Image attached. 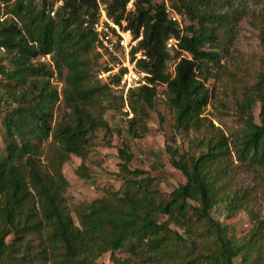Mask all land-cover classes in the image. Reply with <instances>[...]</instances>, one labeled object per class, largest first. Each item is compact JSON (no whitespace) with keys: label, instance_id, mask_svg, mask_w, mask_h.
I'll list each match as a JSON object with an SVG mask.
<instances>
[{"label":"trees","instance_id":"obj_1","mask_svg":"<svg viewBox=\"0 0 264 264\" xmlns=\"http://www.w3.org/2000/svg\"><path fill=\"white\" fill-rule=\"evenodd\" d=\"M107 1L115 21L125 18L135 36L142 28L140 47L148 56L142 67L152 74V87L129 94L132 116L127 126L133 137L147 130L157 86L164 85L175 129L200 134L201 150L179 156L174 166L185 181L165 193L145 171L131 169L132 153L126 145L119 147L121 188L79 204L75 220L64 204L62 166L75 155L82 160L77 174L88 177L83 161L91 141L98 130L112 131L107 109L119 111L123 106L120 96L96 77V35L83 26L85 14L95 18L96 4L64 0L51 15V0H0L11 15L0 20V52L6 62H0V109L14 105L3 111L2 119L0 264H37L40 258L52 264H97L103 254L118 250L131 256L115 258L114 264H140L135 257L142 250L156 255L161 264H197L200 258L206 264H234L239 254L246 259L253 245L235 242L225 225L215 222L212 252L193 256L171 224L183 230L200 222L209 225L217 203H226L231 212L239 207L241 197L235 192L220 195L231 151L223 133L203 115L210 98L206 81L208 66L219 61L210 48L224 29L249 11L264 45V0H169L171 9L188 20L184 28L158 0H135L129 12L128 0ZM169 39L176 40L175 45L168 47ZM47 55L51 64L38 59ZM169 62L174 63L172 72ZM54 76H63L61 93L52 84ZM59 102L62 114H57ZM257 104L259 123L252 114ZM239 111L244 127L236 138L237 160L264 172V70L244 89ZM162 216L166 219L160 220ZM260 248L264 263V242Z\"/></svg>","mask_w":264,"mask_h":264},{"label":"rangeland","instance_id":"obj_2","mask_svg":"<svg viewBox=\"0 0 264 264\" xmlns=\"http://www.w3.org/2000/svg\"><path fill=\"white\" fill-rule=\"evenodd\" d=\"M158 1L165 4L169 17L177 16L180 28L188 24L184 15L177 14L171 9L169 0ZM250 7L255 6L250 3ZM6 11L5 6L0 3V20L11 17ZM256 22L249 11L243 18L232 22L224 29L219 41L210 48L219 54V61L208 66L210 77L206 84L210 90V98L203 112V115L223 133L231 151L228 176L224 179L226 186L220 195L225 192L232 195L235 192L241 197L239 207L231 212L227 209L226 203H217L211 210V219L208 220L210 226L200 222L183 230L171 224V227L184 237L185 247L192 250L193 256L213 251L217 243L215 222L227 226V236L232 237L237 243H250V246L254 247L246 259H243V254L235 257L234 264H264L260 248L264 242V172L240 162L235 154L236 138L244 127V118L239 111L243 91L251 86L256 80V75L264 70V45L259 38ZM3 54L0 52V62L6 63ZM89 57L92 62L93 55ZM38 59L51 64L49 55ZM173 66L174 63L169 62L170 72L173 71ZM62 77L54 76L51 79L59 93L64 87ZM157 89V97L145 122L147 130L142 137H133L127 126L129 116L123 113V106L119 111L107 109L105 118L112 131L109 133L98 130L95 133L90 151L83 161L88 177L77 174V169L82 163L81 158L72 155L63 164L64 204L75 220L79 204L106 197L109 191L121 188L123 176L119 169V147L128 146V151L133 156L129 167L143 170L152 176L155 186L163 192L168 193L185 181V177L174 163L184 152L192 155L199 153L202 147L199 143L201 135L194 131L175 129L173 110L167 103L165 86L159 85ZM58 105L57 114H62V103L59 102ZM13 106H4L6 108L3 107V111ZM1 110L0 156L4 153L2 141L4 114ZM252 114L254 121L259 123V104L253 107ZM117 130H120V133ZM41 158L45 161V153ZM165 219L166 216L160 218ZM130 256L126 250H118L112 254L107 252L98 258L96 263L114 264L115 258L128 259ZM255 257L258 259L256 263L252 261ZM135 258L140 264H161L160 258L149 251H139ZM37 264L52 263L49 258H40ZM197 264H206V261L200 258Z\"/></svg>","mask_w":264,"mask_h":264},{"label":"built area","instance_id":"obj_3","mask_svg":"<svg viewBox=\"0 0 264 264\" xmlns=\"http://www.w3.org/2000/svg\"><path fill=\"white\" fill-rule=\"evenodd\" d=\"M53 10L60 7L64 0H51ZM134 1L128 0L125 6L126 12L134 10ZM96 4L95 18L91 20L90 14L83 17V26L90 27L96 35V50L100 53V66L96 71V77L103 83H107L120 96L123 110L132 116L128 98L131 90L143 86L152 87L150 81L152 74L142 67V62L148 60L144 49L140 47L143 38L142 28L138 35H134L128 27L125 18L115 21L107 12V0H94ZM178 21L177 16H170ZM176 40L169 39L167 46L175 45Z\"/></svg>","mask_w":264,"mask_h":264}]
</instances>
